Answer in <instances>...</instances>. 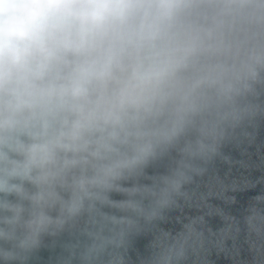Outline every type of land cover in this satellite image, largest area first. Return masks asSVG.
Here are the masks:
<instances>
[{
	"label": "clouds",
	"instance_id": "1",
	"mask_svg": "<svg viewBox=\"0 0 264 264\" xmlns=\"http://www.w3.org/2000/svg\"><path fill=\"white\" fill-rule=\"evenodd\" d=\"M221 257L264 264V0H0V264Z\"/></svg>",
	"mask_w": 264,
	"mask_h": 264
},
{
	"label": "water",
	"instance_id": "2",
	"mask_svg": "<svg viewBox=\"0 0 264 264\" xmlns=\"http://www.w3.org/2000/svg\"><path fill=\"white\" fill-rule=\"evenodd\" d=\"M254 193H249L248 195H253ZM214 223H216L215 221H214ZM145 243V241H140L139 243H138V247H140L141 249L143 248V244ZM217 264H228V262L227 261H225L222 257L217 261Z\"/></svg>",
	"mask_w": 264,
	"mask_h": 264
}]
</instances>
